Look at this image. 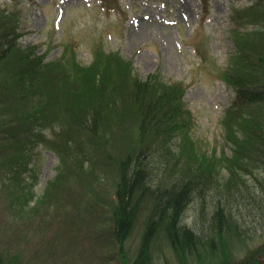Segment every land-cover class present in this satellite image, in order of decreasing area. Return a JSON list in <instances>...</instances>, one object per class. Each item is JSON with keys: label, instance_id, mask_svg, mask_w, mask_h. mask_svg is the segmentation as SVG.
<instances>
[{"label": "trees", "instance_id": "obj_1", "mask_svg": "<svg viewBox=\"0 0 264 264\" xmlns=\"http://www.w3.org/2000/svg\"><path fill=\"white\" fill-rule=\"evenodd\" d=\"M19 14L15 6L0 5V135L6 137V151H14L8 167L12 179L2 188L8 202L26 204L33 187L16 174L26 169L34 138L60 158L51 183L76 168L84 171V163L105 154L104 144L114 139L120 155L111 158L113 198L100 201L110 210L111 226L99 236L114 244L120 264H173L168 255L175 264H259L260 256L264 261V240L250 245L255 235L247 222L258 212L264 236V0L231 6L234 48L218 73L234 92L220 119L223 148L230 153L209 155L193 152L192 114L182 100V82H165L159 72L140 79L130 61L103 50L101 43L94 44L88 65L75 59L68 43L58 57L45 61L34 46L18 43ZM57 116L59 129L50 139L41 128H49ZM126 120L129 128L111 129ZM220 168L226 172L223 182ZM194 194L201 206L196 229L183 222ZM206 196L212 207L207 226L201 217ZM43 202L26 204V212ZM135 232L138 240L131 247ZM20 259L18 252L0 251V264Z\"/></svg>", "mask_w": 264, "mask_h": 264}, {"label": "rangeland", "instance_id": "obj_2", "mask_svg": "<svg viewBox=\"0 0 264 264\" xmlns=\"http://www.w3.org/2000/svg\"><path fill=\"white\" fill-rule=\"evenodd\" d=\"M252 1L207 0L203 4L201 0H0V5L15 6L20 11L18 43L22 47L34 46L36 53L45 55V61L58 57L63 44L68 43L75 48V59L88 65L94 44L101 43L103 50L114 51L130 61L140 79L159 72L165 82H182V100L192 114L189 131L195 145L193 152L209 155L213 151L219 154L222 149L230 153L227 146L223 148L220 119L234 92L218 73L234 48L231 6L242 7ZM60 120L57 116L49 128H41L42 133L52 139ZM123 122H116L111 129L118 133L121 127L129 128V122ZM5 138L0 135V251L18 252L19 264H120L117 248L107 236H99L111 226L110 210L102 203L113 198L116 172L111 158L120 155V150L114 149L115 140L106 141L105 154L92 149L100 156L84 161V171L76 168L74 173L51 183L58 174L60 158L46 142L34 138L24 158L27 167L16 174L18 180L33 183L26 204L32 206L44 200L29 214V206L9 203L3 191L6 189H2L8 188V177L12 179L8 167L14 155L13 150L3 147ZM171 141L175 144V139ZM218 174L221 182L226 180L224 169L220 168ZM49 184L52 186L45 196ZM191 200L183 222L196 229L201 224L200 197L194 194ZM207 200L208 196L203 206L205 216L201 213L205 226L212 208ZM252 214L255 219L247 222L255 235L250 245L256 247L264 236L259 235L263 230L258 222L260 214ZM137 240L135 232L129 240L131 247ZM168 258L175 264L170 255ZM259 264H264L261 256Z\"/></svg>", "mask_w": 264, "mask_h": 264}]
</instances>
